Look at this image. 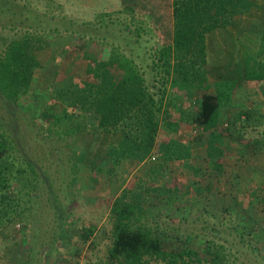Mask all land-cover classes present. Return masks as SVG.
<instances>
[{"label": "rangeland", "instance_id": "374dc122", "mask_svg": "<svg viewBox=\"0 0 264 264\" xmlns=\"http://www.w3.org/2000/svg\"><path fill=\"white\" fill-rule=\"evenodd\" d=\"M171 3L0 0V43L31 33L39 38L35 54L41 63L15 116H10L0 100V120L3 128L15 135L21 153L37 166L40 175L45 171L48 177L46 182L39 180L37 195L26 199L28 219L7 226L1 223L0 264H112L106 254L114 216L105 203L95 201L114 198L123 189L144 195L140 221L155 230L165 249L188 245L201 250L202 257H209L205 248L211 240L225 246L230 263L264 264V145L253 148L238 141L254 138L256 130H262L264 105L255 101L257 105L251 107L250 119L243 125L237 115L246 106L220 113V122L231 130L223 149L233 150L220 175L212 170L200 146L192 148L189 159L195 171L177 161L165 162L160 146L151 148L141 160L112 151L100 154V167L93 171L77 160V156H89L87 149L81 154L78 151L90 147L92 131L57 135L61 123L45 118L48 110L42 114L45 106L59 112V105L51 102H58L62 91L75 90L76 78L85 67L84 52L99 57L112 50L124 54L144 72L148 85L157 83L159 76H154L153 70L157 51L172 40ZM255 97L264 101V94ZM188 127L181 130L186 139L191 137ZM163 134L160 123L157 142ZM174 179H181L177 190L156 194V187ZM252 188L259 198L251 196L250 202ZM60 213L66 230L62 237L56 235ZM90 223L93 233L84 239L82 232ZM142 264L164 263L147 259Z\"/></svg>", "mask_w": 264, "mask_h": 264}, {"label": "trees", "instance_id": "16d2710c", "mask_svg": "<svg viewBox=\"0 0 264 264\" xmlns=\"http://www.w3.org/2000/svg\"><path fill=\"white\" fill-rule=\"evenodd\" d=\"M171 4L172 40L158 49L156 62H153L154 76H159L157 83L148 85L144 72L124 54L112 50L107 56L99 57L84 52L85 67L83 74L76 78L75 90L62 91L60 101L51 102L59 105V112L54 113L50 106H45L42 114L48 110L45 118L61 123L57 135L71 136L91 130L94 142L99 140L102 132L113 134L116 141H112L107 154L112 151L141 160L151 148L160 146L165 162L177 161L195 171L189 163L191 150L204 147L208 164L220 175L228 167V159L233 153V150L225 152L223 149L224 139L231 135V130L226 123L220 122V113L231 107L246 106L237 115L243 125L253 110L248 106L250 103L255 105L251 95L264 94V28L253 63L247 65L236 83H225L222 79L211 78L205 70L204 35L248 12L252 2L172 0ZM38 39L25 32L0 43V100L10 116L16 115V107L30 92L37 68L41 66L35 54ZM263 103L259 102L262 106ZM160 123L164 134L157 142L155 137ZM187 127L191 137L186 139L181 130ZM256 132L254 138L243 137L238 141L253 148L264 145V124L262 130ZM230 146L233 149V142ZM88 148L78 152H88L89 156H77V160L83 167L97 171L100 154L93 158ZM85 149L87 151L83 152ZM40 173L37 166L21 153L13 132L4 129L0 120V226L1 223L7 226L28 219L26 199L29 195H37L39 180L46 182L48 178L45 171ZM180 183L181 179H174L161 188L158 186L156 194L165 195L172 189L177 190ZM144 189L148 192L150 188ZM128 191L123 189L114 198L95 201V204L105 203L114 216L106 254L109 263L142 264L153 259L164 264H234L229 262L225 246L211 240L205 248L209 257H202L201 250L188 245L165 249L155 230L140 221L144 195L134 189ZM256 192L252 188L248 201L252 202L251 196L259 198ZM261 200L264 205V199ZM61 216L60 213L56 233L60 237L64 236ZM91 225L85 226L84 239L93 233Z\"/></svg>", "mask_w": 264, "mask_h": 264}, {"label": "crops", "instance_id": "0c3cea01", "mask_svg": "<svg viewBox=\"0 0 264 264\" xmlns=\"http://www.w3.org/2000/svg\"><path fill=\"white\" fill-rule=\"evenodd\" d=\"M250 2L253 5L248 12L237 16L226 26L216 27L204 35L205 70L215 80L241 77L247 65H251L257 56L264 28V0ZM258 98H253L257 104L264 102ZM251 107L254 108L253 105L249 106ZM99 140L95 146L92 145L93 142L89 145L90 156L93 158L98 154H107L112 141H116V136L102 132Z\"/></svg>", "mask_w": 264, "mask_h": 264}]
</instances>
